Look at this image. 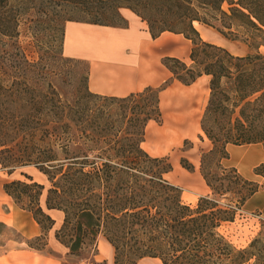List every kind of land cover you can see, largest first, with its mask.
Listing matches in <instances>:
<instances>
[{
  "label": "trees",
  "instance_id": "trees-1",
  "mask_svg": "<svg viewBox=\"0 0 264 264\" xmlns=\"http://www.w3.org/2000/svg\"><path fill=\"white\" fill-rule=\"evenodd\" d=\"M9 1L12 0H0V5ZM68 1L98 18L104 10L120 13L122 8H129L147 22L153 37L163 31L183 33L192 40V47L189 61L164 56L163 63L172 75L161 85L125 96L106 95L119 100L122 106L137 97L149 98L143 104L125 106L121 116L127 121L125 126L118 127L120 137L112 133L115 127L111 118L104 117L103 124L81 128L82 140L93 142L89 147L88 143L84 148L79 143L73 147L61 137L57 152L50 146L49 154L36 161L47 172L45 162L60 159L56 168L61 175L48 191L61 201L54 202L48 195L46 205L62 209L63 225H72L73 231L65 233L68 240L61 231L56 232V237L62 238L70 252H75L89 239L94 241L103 227L115 250V264L120 262L121 250L127 244L128 264L146 256L159 258L163 264H244L253 257L254 264H264L261 237L253 239L248 247L236 248L220 232L222 225L233 221L237 211L260 187L225 160L230 157L229 143L264 144V52L260 50L264 46V0H228V9L224 8L227 0ZM121 17L125 20L122 14ZM82 21L104 24L97 19ZM194 21L214 26L228 38L246 42L249 52L234 54L225 46L203 39ZM203 74L211 78L201 127L212 146L202 151L200 171L211 192L200 196L194 205L183 201L181 188L165 177L173 167L169 157L150 155L141 143L149 121L162 120L161 90L173 80L191 84ZM66 127L67 123H62V132H67ZM100 141L110 147L91 157L90 152L96 150ZM181 160L184 167L194 169L188 158ZM255 171L264 175V162ZM27 177L32 183L13 179L5 183V189L19 202L21 195L15 187L24 186L31 202H36V208H25L47 230L54 219L39 202L45 185L30 175ZM32 186L39 188L36 193L30 192ZM29 244L44 247L33 241Z\"/></svg>",
  "mask_w": 264,
  "mask_h": 264
},
{
  "label": "rangeland",
  "instance_id": "rangeland-1",
  "mask_svg": "<svg viewBox=\"0 0 264 264\" xmlns=\"http://www.w3.org/2000/svg\"><path fill=\"white\" fill-rule=\"evenodd\" d=\"M229 6V1H225L224 8L228 9ZM101 16L98 18L68 0H12L0 5V161H2L0 166L9 174H13L15 179L32 183V180L27 177L30 175L33 180L43 183L45 188L39 196L40 204L47 199L48 195L54 202L61 201L54 192L48 191L49 188H54L55 182L61 175L56 168V163L60 159L46 161L47 172L41 168L40 163H36L49 154L50 146L57 152L62 142L60 138L65 137L73 147L78 143L83 148L88 143L87 147H89L93 142H84L80 130L82 127L91 128L100 122L103 124L104 117L111 118L110 121L115 127L112 133L120 137L122 132L118 133V127L125 126L127 121L121 116L125 106L143 104L149 99L144 95L125 102V106H122L123 103L111 96L93 94L88 85L89 63L83 59L68 57L64 53L65 25L68 20L97 19L102 21L103 25L126 24L118 10H104ZM194 24L203 39L225 46L234 54L249 52L246 42L228 38L214 26L199 21H194ZM189 43L188 53L178 56L186 61L190 59L191 39ZM171 46L175 53L186 50L185 42L176 41ZM260 50L264 52V46ZM203 79L206 78H202L198 84ZM207 87L205 85L201 90V94L204 93L205 97H198L197 107L194 109L198 120H201L210 96V89ZM164 101L167 105V100L164 99ZM160 106L161 122L152 121L146 127L145 140L141 143L150 155L167 156L171 163L177 160L180 165L182 157L188 159L195 155L201 157L203 150L211 148L212 144L207 138H201L195 134L194 136L182 135L180 140L171 141L163 150L156 151L155 146L160 130L166 124L168 112L166 108L163 109L161 98ZM62 123H67V127L64 128L67 132H62ZM191 145L195 148L190 150L188 155L184 150ZM95 147H97L96 150L90 152L91 157L103 153L110 144L100 141ZM78 149L73 148L75 151ZM110 152L114 153L115 149H110ZM232 155L237 158V150ZM29 159L32 160L28 161ZM225 163L231 165L229 160H225ZM172 166V171L167 172L165 177L179 185L181 190L183 189V201L187 202L186 200L191 199L193 192L197 190L187 186L182 181L181 174L177 172V167L175 168L173 164ZM198 167L200 169V162ZM49 175L52 178H49ZM23 187L22 185L15 187V191L21 195L18 203L23 207L36 208V202H31V197L28 192L23 191ZM38 189L37 186H32L30 192L36 193ZM66 197L69 199L70 196L66 195ZM197 201L192 204L195 205ZM63 214L65 217L64 211ZM64 217L56 224L55 236L57 231H61L62 237L68 240L65 233H71L73 228L69 224L66 227L63 225ZM0 232L7 237L17 236V233L1 225ZM220 232L236 248H245L256 237L264 240V219L256 213H249V204H245L237 211L233 221H227L222 225ZM102 237L107 239L103 227L94 241L89 239L81 249L75 252L69 251V248L61 242L62 238H55L63 243L59 246V250L62 252L64 264H79L82 261L87 264H115V250L113 259L110 261L105 258V260L95 258V253L98 251L97 243ZM33 242L39 246H46L47 236L35 239ZM129 246V244L125 245L121 250L118 264L129 263ZM254 263L253 257L244 264ZM134 264H163V262L159 258L146 256L137 259Z\"/></svg>",
  "mask_w": 264,
  "mask_h": 264
},
{
  "label": "crops",
  "instance_id": "crops-1",
  "mask_svg": "<svg viewBox=\"0 0 264 264\" xmlns=\"http://www.w3.org/2000/svg\"><path fill=\"white\" fill-rule=\"evenodd\" d=\"M121 14L127 22L122 26L82 20L66 22L64 53L68 57L83 59L89 63L88 85L94 93L125 96L148 86L157 87L172 75L163 63L164 56H184L183 54L188 53L190 49V39L183 33L163 31L153 37L147 22L134 11L125 7L121 9ZM183 40L186 50L180 53L173 52L172 43L176 41L184 43ZM204 77L206 79L198 84ZM209 78L210 75L203 74L191 84H184L176 79L161 90L163 109L168 110L166 124L160 130V134H163V149L171 141L180 140L182 135L198 134L201 138H207L194 109L197 107L198 97H205L204 93L201 94V90L205 85L210 89ZM164 99L167 100V105ZM183 103L187 105V110L183 108L177 112L180 115L185 112L191 114L193 126L189 131L182 127H171L173 112ZM152 121L155 120L149 121L148 125ZM194 148L195 146L192 145L184 151L189 155L190 150ZM227 148L230 153L227 160L231 165L236 166L250 180L260 183L259 189L249 197L246 205L249 204V213H256L264 219V175L255 171L256 166L264 162V144L262 142L229 143ZM155 149L163 150H159L157 146ZM235 150L238 152L237 158L232 155ZM191 157L189 159L194 164L193 170L187 169L182 163L179 165L177 160L172 164L177 167L176 170L181 174L182 181L197 190L193 192L191 199L186 200L194 203L211 190L198 167L201 157L198 155ZM11 179H15L13 174H9L0 166V225L17 233V236L7 237L0 232V264H64L62 252L59 250V246L63 243L55 238L56 224L63 220V211L47 208L46 200H43L42 207L54 219V226L44 230L33 212L19 204L6 191L5 183ZM43 235L47 236L46 246L37 247L29 244V241H34ZM97 247L98 251L95 253L97 260L113 259L114 247L105 237L99 239Z\"/></svg>",
  "mask_w": 264,
  "mask_h": 264
},
{
  "label": "bare ground",
  "instance_id": "bare-ground-1",
  "mask_svg": "<svg viewBox=\"0 0 264 264\" xmlns=\"http://www.w3.org/2000/svg\"><path fill=\"white\" fill-rule=\"evenodd\" d=\"M183 108L184 110H187V105L184 103L179 105L176 108V110L173 112L171 127H182L183 129H187L189 131V129L192 128L193 126L191 114L189 112H185L182 115H180L177 112L179 109H183ZM162 144H163V134H160L158 142L156 144L159 150L163 149Z\"/></svg>",
  "mask_w": 264,
  "mask_h": 264
},
{
  "label": "built area",
  "instance_id": "built-area-1",
  "mask_svg": "<svg viewBox=\"0 0 264 264\" xmlns=\"http://www.w3.org/2000/svg\"><path fill=\"white\" fill-rule=\"evenodd\" d=\"M79 264H87L85 261L80 262Z\"/></svg>",
  "mask_w": 264,
  "mask_h": 264
}]
</instances>
